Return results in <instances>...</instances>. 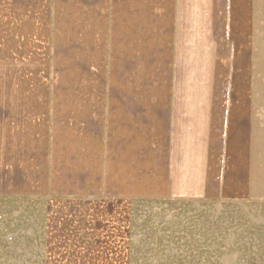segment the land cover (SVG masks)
<instances>
[{"label":"crops","instance_id":"obj_1","mask_svg":"<svg viewBox=\"0 0 264 264\" xmlns=\"http://www.w3.org/2000/svg\"><path fill=\"white\" fill-rule=\"evenodd\" d=\"M258 15L264 0H0V202L74 212L44 264H129L134 201L256 199ZM104 234L120 245H82Z\"/></svg>","mask_w":264,"mask_h":264},{"label":"rangeland","instance_id":"obj_2","mask_svg":"<svg viewBox=\"0 0 264 264\" xmlns=\"http://www.w3.org/2000/svg\"><path fill=\"white\" fill-rule=\"evenodd\" d=\"M257 89L258 102L262 103V15H258ZM257 186L256 199L248 202L130 203L129 264H264V175L258 176ZM64 207L52 214L40 202H0V264H44L40 251L37 250L44 245L46 232L73 231V209ZM101 213L98 208L91 210L92 216H104ZM47 214L53 217L52 222L47 223L44 217ZM54 215H58L60 219L55 220ZM75 218L78 216L75 215ZM89 225L93 233L103 230L101 226L98 228L99 224L91 222L82 223V231L87 230ZM106 225L110 224H103L104 227ZM53 241L55 242L54 239ZM89 242H94L93 246L120 245L119 240L106 238L105 234L96 240L85 239L82 245H89ZM73 243L70 238L59 241L60 245L72 246Z\"/></svg>","mask_w":264,"mask_h":264}]
</instances>
